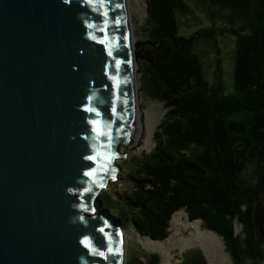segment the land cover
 I'll return each instance as SVG.
<instances>
[{
  "label": "water",
  "instance_id": "obj_1",
  "mask_svg": "<svg viewBox=\"0 0 264 264\" xmlns=\"http://www.w3.org/2000/svg\"><path fill=\"white\" fill-rule=\"evenodd\" d=\"M129 17L126 0H0V264H126L96 209L132 140Z\"/></svg>",
  "mask_w": 264,
  "mask_h": 264
},
{
  "label": "trees",
  "instance_id": "obj_2",
  "mask_svg": "<svg viewBox=\"0 0 264 264\" xmlns=\"http://www.w3.org/2000/svg\"><path fill=\"white\" fill-rule=\"evenodd\" d=\"M145 3L140 83L167 111L153 149L117 161L125 174L121 187L103 189L97 209L155 240L168 236L172 214L184 210L222 238L232 264H264L253 219L258 207L264 235V0ZM207 4L227 7L228 13L210 11ZM191 26L193 32L183 33ZM223 33L234 41V90L228 94L217 45L209 57L213 77L206 65L209 46ZM132 248L139 253L132 264H159V254L143 251L138 241ZM184 256L186 264H208L198 250Z\"/></svg>",
  "mask_w": 264,
  "mask_h": 264
},
{
  "label": "bare ground",
  "instance_id": "obj_3",
  "mask_svg": "<svg viewBox=\"0 0 264 264\" xmlns=\"http://www.w3.org/2000/svg\"><path fill=\"white\" fill-rule=\"evenodd\" d=\"M129 9V26L133 27L132 15L138 13L142 16L145 3L144 0H126ZM136 37L131 34L130 41L133 44V53L137 50ZM134 56V55H133ZM138 65H134L135 90L134 93V126L132 140L123 146L124 153L141 152L143 148H149L153 137V131L162 115L160 103L148 99L146 108L141 107L140 83L136 74ZM126 151V152H125ZM126 157V156H125ZM123 157V158H125ZM170 232L163 240H149L139 235L146 248L157 249L161 253V264H173V250L178 249L179 254L188 248L199 247L207 255L211 264H231L228 255L223 249V240L215 232L205 229L199 219L190 220L183 210L175 211L170 220ZM126 232L125 230H123ZM225 247V246H224Z\"/></svg>",
  "mask_w": 264,
  "mask_h": 264
},
{
  "label": "rangeland",
  "instance_id": "obj_4",
  "mask_svg": "<svg viewBox=\"0 0 264 264\" xmlns=\"http://www.w3.org/2000/svg\"><path fill=\"white\" fill-rule=\"evenodd\" d=\"M144 3H145V0H144ZM206 6H207V8L210 11L213 10V11H218L219 13H228L227 7L221 8L218 5H210V4H207ZM200 8H203V7L200 6ZM146 16H147L146 3H145L144 11H143V14H142L141 17H139V14L137 12L132 15L133 27L131 29V32H132L133 35H135V37L137 39L136 40V45H137V42L140 39L139 37L142 36V31L141 30H142V25L145 24V22H146ZM194 28L195 27L191 26L190 28H188L183 33L186 34L188 32H193ZM214 40L212 41V46H209V49H208L211 54H210V56L206 57V58H208L207 59L208 62L206 63V65L208 66L209 77H213V73H212V71H213V63L211 62L210 59L213 58V56H214L213 51L216 50V48H213V47L215 45H217L218 48H219L217 51L219 52V56L221 58V70H222L221 77H222V80H223V92L225 94H228V93L233 92V90H234V85H233V64H232V54H233L232 50H233V46H234V41L231 38V34H229V33H223L221 35L218 34V35H216ZM205 45L207 46V44H205V43L201 44V45L197 46L196 49L206 47ZM138 49H139V47H137V50ZM140 50H141V46H140ZM140 50H139V52H140L139 54H141L143 56V58H140L138 56L135 57L136 60L138 61V63H139L140 59L146 58L145 50L144 49H142L141 51ZM134 54H135V52H134ZM209 57H210V59H209ZM139 66L141 67V65H139ZM141 73H142V69L140 68V70H138V72L136 73L138 75L139 83H140V79H141ZM139 92H140V94L142 96V98H141V107L142 108H146V106H147L146 101L148 99L154 100V101H156V102L161 104V106H162V115L160 117V120H159L158 124L156 125V127H155V129L153 131V137H152V140H151V143H150V147L149 148H143L142 153L138 152V151L134 152V153L128 152L127 156L125 158H121V159L117 160L120 163H124V161L129 162V160H131L133 158H136L137 156H141L143 153L149 152V151H151V149H153V147L155 145V142H154L155 131H156L160 121L163 119V116L165 115V113L167 111V108H166V106L164 105V103L162 101H158L156 99H153V98L149 97L143 91V89H141ZM119 149L122 152L124 150L123 146H120ZM124 166H127V164H124ZM124 175H125L124 172H122L120 170V172L117 175L118 177H116L115 180L111 181L109 183L108 187L105 188V189L108 192L112 193L118 187H121L122 179L119 178V177L120 176H124ZM260 207L262 209H264V201L261 202ZM96 210L98 211V209H96ZM184 213H185V211H184ZM170 224H171V222H170ZM121 226H122V229L126 231V232H124V235H125V244H126V262H127V264L134 263L133 258H131V257L132 256H136V255L139 254L137 248L136 249L132 248V247H137V241L140 244V249H142L143 251H145L147 253H151L152 252V253L159 254V256H160L159 264H161V256L162 255H161L160 251L157 250V249H153V248H146L143 245L142 241H140L141 239L139 238V235L142 236V238H149V240H154L155 241V239L151 238L150 236L143 235V234L139 233L134 227L128 226L125 223H123ZM235 228H236V232H239L241 230V225L236 223ZM169 232H170V226H169ZM223 249H224V252L228 255V257L230 259V262L232 264L231 257L227 253V251H226V249L224 247V244H223ZM194 250L200 251L202 256H203V258L206 260V262L208 264H211V262L208 259L206 253L201 248H199V247H191V248H188L186 251H194ZM186 251H184V253L182 255V254H179L178 249H174L173 250V257L171 258L172 263L173 264H186L187 261L189 260V258L187 260L185 259L186 257L184 256V254H185ZM141 259H143V258H141Z\"/></svg>",
  "mask_w": 264,
  "mask_h": 264
},
{
  "label": "clouds",
  "instance_id": "obj_5",
  "mask_svg": "<svg viewBox=\"0 0 264 264\" xmlns=\"http://www.w3.org/2000/svg\"><path fill=\"white\" fill-rule=\"evenodd\" d=\"M121 159V158H120Z\"/></svg>",
  "mask_w": 264,
  "mask_h": 264
}]
</instances>
